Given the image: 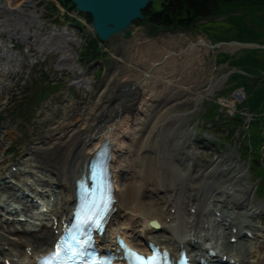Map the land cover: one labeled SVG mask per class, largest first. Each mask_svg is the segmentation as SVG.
<instances>
[{"label":"rangeland","instance_id":"obj_1","mask_svg":"<svg viewBox=\"0 0 264 264\" xmlns=\"http://www.w3.org/2000/svg\"><path fill=\"white\" fill-rule=\"evenodd\" d=\"M46 1L0 0V64L3 60H7L8 64L5 65L12 69L10 72H14L20 69V67L15 69L17 66L13 67L16 61L27 63L18 80L7 82L2 77V82L0 79L2 90L0 114L4 115V125L9 132L5 126L3 128L10 133V136H5L4 132L0 131V179L5 173L11 174L8 181L0 180V202H3L2 199L5 197L9 200V195L18 199L14 194V192L19 194L15 183L22 185L26 180L30 187L43 191L42 186L45 183L43 179L55 180V174L40 163L42 160L29 154V146L46 147L55 136L57 138L64 134V131L60 130L61 127L68 126L67 131H69L82 120L91 122L93 115L107 104L111 94L117 91L119 85L123 82H134L140 86L139 94L135 98V106L130 112L117 117L118 124L115 126L117 137L111 140L113 165L119 164L122 170L126 165L124 159L133 160L137 148L141 147L144 150L143 146L146 145L157 120L164 122L160 126V131L165 136L161 137L159 145L163 148L165 146V154L167 152L169 159L172 158L173 163L176 164L174 158L169 155V152L174 150L170 149L184 151V157L186 152L191 153L194 156L193 162L197 164L195 176L200 175V172L197 173L199 170L201 172L211 170L210 167L215 161L218 163L226 157L233 158L240 166L241 183L232 186L233 199L224 196L227 201L225 199L221 205L229 202L224 206V210L245 215L248 212L247 208L235 207L231 203L249 195L256 203L253 208H257V212L262 209L259 214L255 213L251 217L243 216L245 223L252 225L249 228L253 236L246 241V244L241 242L236 244L238 250L243 253L255 251L256 253L250 252L247 255L248 260L260 263L259 253H262L261 247L264 244V221H260V218L264 220V192L261 195L256 194L255 177L249 171L248 164L241 158L240 152L234 148V142L237 148L239 146L237 138H234V142L230 139L219 141L211 134L213 128H208V125L199 122L200 113L211 97H216L229 113L234 111L235 103L241 99L235 95V92H231L228 97H222L225 94L221 91L230 86L227 80L228 74L239 68L230 65L227 60L218 64L215 55L225 53L233 58L242 55L244 47L224 43L211 48L209 44L217 38H221L222 41L238 40L240 35L237 30L225 29L232 26V23L225 20L223 15H219L200 21L196 27L165 30L150 29L148 24L139 21L132 25V36L111 37L103 46V49L107 48V54L103 59L92 63L90 67H84L79 60V52L84 46V31H92L90 23L81 16L77 17L75 11L67 13V17L72 16L85 25V28H78L65 19L66 16L62 15L63 10L60 7L58 12L53 11L47 7ZM153 7L159 8L160 2L154 0ZM251 7L256 13L264 15V10L257 4ZM10 28H18L22 33L16 35L10 32ZM202 30L205 35L200 32ZM198 40L196 45H189L190 41L195 43ZM201 41L208 43L209 46L200 45ZM12 46L22 50L14 49ZM154 64L158 65V68L153 67ZM151 71L156 74L147 77ZM46 80L57 84L58 91L48 93L41 98L44 101L38 103L40 100L37 99L38 88L42 89L47 83ZM16 81L17 89H13L12 86ZM13 90L14 94H12ZM100 97L103 99L98 102ZM29 98L32 99L30 103H28ZM21 102L25 103V106L20 109ZM243 113L247 121L251 114L247 108L243 109ZM26 115H30V118H26ZM222 135L225 137V133ZM171 136L174 139H170ZM215 138L219 142V148L212 145L211 141ZM8 148H12L14 152L9 153ZM38 150L42 152L43 149H36V154L39 153ZM46 155L49 156L50 152H46ZM141 155L154 154L145 150ZM115 168L117 169V166ZM223 168L225 166L221 163L220 169ZM127 170L124 168L123 171L128 173L130 169ZM141 171L133 179L134 182H138L137 185L142 182L143 170ZM179 173L187 175V166L180 167ZM202 184L200 181L194 182L195 186ZM240 187H245L246 193L236 190ZM57 190L60 191L59 201L63 203L64 186L57 187ZM15 199H12L14 205L18 208L22 207ZM211 204L207 202L205 212L209 213L211 207L215 209ZM1 214L3 212L0 213V222L5 218ZM26 224L28 228H34ZM17 228L22 231L21 224H17ZM212 230L215 232V229ZM243 231H246V227Z\"/></svg>","mask_w":264,"mask_h":264},{"label":"bare ground","instance_id":"obj_2","mask_svg":"<svg viewBox=\"0 0 264 264\" xmlns=\"http://www.w3.org/2000/svg\"><path fill=\"white\" fill-rule=\"evenodd\" d=\"M199 44L209 46L204 41ZM153 67L158 68V65L154 64ZM155 74L156 72L151 71L147 77ZM139 90L140 86L137 83L123 82L118 86L117 91L111 94L107 104L93 115L94 118L91 122L88 120L79 122L78 120L79 123L76 127L69 131H67L68 126L66 128L63 126L60 128L64 131L62 136H57V138L55 136L52 142L46 144V147H36V149L43 150L42 152L38 150L39 153H34L33 157L41 159L40 163L43 167L55 174V180L47 179V183L54 187L64 186V202L60 203L59 201L57 196L59 190L47 189L45 190L47 195L54 196L53 204L48 210V221L41 220L36 224L33 221L34 228H28L27 222H21L22 231L20 232L16 225L20 222L8 219L0 222V264H3L5 259H9L13 264H28L32 261V255L50 247L55 238L53 233L55 227L53 228L51 224L55 222L54 217L61 218L69 208L68 200L73 192V181L80 172L83 160L104 138L111 142L114 137H117L115 131V126L118 124L117 117L133 110ZM101 99L103 97H100L98 102ZM163 124V120H157L154 123L147 143L143 146L144 150L141 147L137 148L136 157L133 160L124 159L126 165L122 167V170L119 164L113 165L119 167H117V173L120 175V179L119 188L115 192L114 206L116 209L110 216L107 232L110 231L112 235L114 232L124 233L135 244L143 239L151 238L156 243L175 250L176 253L178 245L181 244L189 252L198 251L205 254L207 243H209V246L214 249L218 247L221 257L224 255L225 260H232V264H264V244L261 247L262 253H259L261 262L258 263L248 260L249 253L237 252L235 243L230 241L232 236L240 235L244 226H249L245 223L243 216H252L254 213H260L262 209L260 208L257 212V208H253L256 203L249 195H245L246 197L240 200L235 199L236 201L231 203L247 208L248 212L245 215L243 213L234 214V212H232L233 214L226 213L221 205L226 199L224 196L233 199L231 188L238 182L241 183L240 166L234 162L233 158L226 157L221 162L212 163L211 170L205 172L199 170L197 173L200 172V175L195 176L197 164L193 162L194 156L191 153L186 152V157H184V151L170 149L174 150V152L170 151L169 155L174 158L175 164L172 158L169 159L167 152L165 154V146L163 148L159 145L161 137L165 136L160 131V126ZM170 139L174 138L171 136ZM31 148L29 149L33 150ZM33 148L35 147L33 146ZM145 150L152 151L154 155H141ZM46 152H50V155L47 156ZM139 155H141L140 159ZM221 163L225 168L220 169ZM184 166H187V170H191L187 175L179 173V168ZM124 168L130 169V171L127 173L123 171ZM141 170H143L142 182L137 185L138 182H134L133 179L142 172ZM195 181H200L203 184L195 186ZM236 190L246 193L245 187ZM36 195L37 192L31 199ZM9 197V200L15 199L12 195ZM2 200L3 203H7L8 197ZM15 200L23 203L21 210L23 213L27 214L35 207V205L27 203L26 199ZM207 202H211L215 207V209H211L214 212L209 214L212 215L214 226L221 229L220 245L211 243L208 228L205 226V222H212L209 215L205 214ZM173 208L174 211L171 212ZM191 208L195 210L192 212ZM152 218L158 220V227L149 224L148 221ZM232 228H236L237 231L234 233ZM247 230L250 229L247 228ZM201 231L204 232L201 234ZM254 253L256 252L254 251ZM216 256L217 253L213 255V259Z\"/></svg>","mask_w":264,"mask_h":264},{"label":"trees","instance_id":"obj_3","mask_svg":"<svg viewBox=\"0 0 264 264\" xmlns=\"http://www.w3.org/2000/svg\"><path fill=\"white\" fill-rule=\"evenodd\" d=\"M58 1L67 10L74 9V5L69 0ZM153 1L151 0L143 9L145 19L141 20L147 23L150 29H157V27L168 30L187 29L199 20L223 15L225 20L232 23V26L225 27V29L237 30L240 35L239 41H252L264 45V15L256 13L251 7V5L257 4L260 9L264 10V0H157L160 2V7L157 9L153 7ZM48 4L56 10L53 2H48ZM240 12L241 14H238ZM80 14L90 21L89 15ZM68 20L81 24L73 18ZM86 40L85 46L79 52L81 59L90 62L101 58L104 52L101 51L100 39L97 35L88 33ZM217 40L222 39L217 38ZM242 53V55L233 58L225 53H220L216 56V61L227 60L230 65L243 71L234 70L228 75L227 80L230 82V86L222 90V94L227 95L234 87L242 85L246 99L237 104V110L233 114H229L216 97H211L200 113V122L217 127L218 130L223 128L222 132H225L228 138H234L238 133L237 138L243 146V157L252 169V173L255 174L256 180L261 182L259 187V193H261L264 190V48H243ZM52 88L49 82L43 85L37 99L44 98L52 91ZM31 100L28 99V103ZM23 106L25 103L21 102L19 108L21 109ZM243 106L252 112L253 119L246 129H241L238 132V129L244 125V115L239 111ZM217 138L224 139L221 135ZM211 142L217 147L216 140Z\"/></svg>","mask_w":264,"mask_h":264},{"label":"water","instance_id":"obj_4","mask_svg":"<svg viewBox=\"0 0 264 264\" xmlns=\"http://www.w3.org/2000/svg\"><path fill=\"white\" fill-rule=\"evenodd\" d=\"M77 10L90 15L97 36L106 41L110 37L128 38L132 35L133 21L144 19L142 10L151 0H69ZM221 42L214 43L215 46ZM240 47H259L253 42L229 41ZM0 115V120H1Z\"/></svg>","mask_w":264,"mask_h":264},{"label":"built area","instance_id":"obj_5","mask_svg":"<svg viewBox=\"0 0 264 264\" xmlns=\"http://www.w3.org/2000/svg\"><path fill=\"white\" fill-rule=\"evenodd\" d=\"M238 94H239V92H238Z\"/></svg>","mask_w":264,"mask_h":264}]
</instances>
